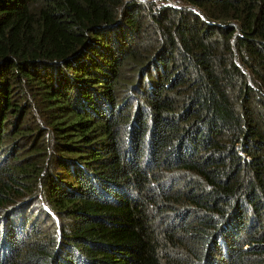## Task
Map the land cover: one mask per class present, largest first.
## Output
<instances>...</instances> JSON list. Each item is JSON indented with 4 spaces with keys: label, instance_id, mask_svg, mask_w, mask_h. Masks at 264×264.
Instances as JSON below:
<instances>
[{
    "label": "trees",
    "instance_id": "obj_1",
    "mask_svg": "<svg viewBox=\"0 0 264 264\" xmlns=\"http://www.w3.org/2000/svg\"><path fill=\"white\" fill-rule=\"evenodd\" d=\"M0 264H264V0H0Z\"/></svg>",
    "mask_w": 264,
    "mask_h": 264
},
{
    "label": "rangeland",
    "instance_id": "obj_2",
    "mask_svg": "<svg viewBox=\"0 0 264 264\" xmlns=\"http://www.w3.org/2000/svg\"><path fill=\"white\" fill-rule=\"evenodd\" d=\"M31 211L39 213L38 217L41 218V221L45 225L43 226V228L53 226V224H56L57 226L59 223V218L49 209L43 198H40L38 202L32 205ZM26 214H30V213H26ZM52 221L53 224L51 223Z\"/></svg>",
    "mask_w": 264,
    "mask_h": 264
}]
</instances>
